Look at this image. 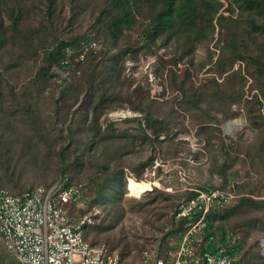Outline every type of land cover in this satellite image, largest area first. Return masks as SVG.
Instances as JSON below:
<instances>
[{
	"label": "rangeland",
	"instance_id": "rangeland-1",
	"mask_svg": "<svg viewBox=\"0 0 264 264\" xmlns=\"http://www.w3.org/2000/svg\"><path fill=\"white\" fill-rule=\"evenodd\" d=\"M220 1L226 7L225 1ZM98 3L95 1L94 6ZM43 6L40 0L26 2L28 11L20 21L21 30L33 29L47 43L51 41L50 35L61 39L72 32L90 31V10L70 25L67 4L57 7L51 21ZM1 17L6 39L0 48V68L6 66L0 77L1 187L17 192L37 185L49 186L59 180L63 171L85 188L87 202L72 211V216L88 219L87 241L104 245L129 264H137L144 250L162 251L179 241L171 217L186 190L212 186L233 191L237 197L264 201V148L260 147L264 141V108L258 111L257 105L253 106L255 125L249 120L250 106L246 103L257 95L264 107V82L256 81L255 67L249 61H231L228 54L224 57L225 73H218L214 62L222 58L220 47L227 40H218L217 29L212 39L197 44L188 57L179 61L175 78L168 65H157V57L167 63L170 50V55H180L179 45L170 43L153 54L144 49L134 60L127 54L118 81L109 88L112 99L96 109L102 113L94 125L92 109L98 105L95 96L86 99L88 92L83 89L75 100L73 95L65 98L62 90L76 83L81 85L83 72L93 63L110 59L116 62L127 45L141 44V25H147L148 18H140L134 29L124 32L109 50L103 39L98 40L93 48L108 53L95 54L93 62L86 59L82 70L52 67L48 74L41 75V53L33 56L25 48L26 42L12 35L6 11L2 10ZM39 24H43L44 31H40ZM253 34L256 41L248 44L246 54L264 61L258 45L264 44V40L256 32ZM113 55L115 58H110ZM157 67L161 76L154 75ZM184 72L189 76L183 94L176 90L174 81L184 80ZM145 79L148 96L147 91L136 95V86H144ZM212 79L218 86L209 83ZM193 89L197 108L185 101ZM216 91L226 93L218 96ZM235 92H240L242 99L238 104H230ZM139 98H148L153 119L164 120L165 132L158 141L150 129L145 130L146 138L135 122L124 123L126 119H142L143 114L133 110ZM28 103L31 109H26ZM233 120L245 123V128L226 133L224 125ZM109 122L114 128L107 126ZM224 162L228 168L222 173L220 166ZM128 178L157 181L159 185L135 197L127 191ZM100 188L102 196L98 197ZM216 226H222L242 244L238 259L243 264H264L263 206L236 207L225 218L218 219ZM0 255H9L17 264L2 243Z\"/></svg>",
	"mask_w": 264,
	"mask_h": 264
},
{
	"label": "trees",
	"instance_id": "trees-1",
	"mask_svg": "<svg viewBox=\"0 0 264 264\" xmlns=\"http://www.w3.org/2000/svg\"><path fill=\"white\" fill-rule=\"evenodd\" d=\"M27 1L28 0H0V48L6 44L1 17V12L4 10L9 16L10 28L13 31L12 35L22 38V40L26 42L25 48L30 50L33 56L41 53L43 63L39 67V74L41 75L48 74L52 67L58 70L71 67L81 68L82 70V65L86 59L87 62L90 60L93 62L95 58H97L95 54L105 55L108 53L107 50L116 45L124 32H129L134 29V26H136L140 18H148L147 25H141L142 27L144 26L140 33L142 39L141 44L138 43L135 46L127 45L120 51L116 62L110 59L106 63L103 61H99L97 65L93 63L91 67L83 72V78L80 82L81 85H77L76 83L73 87L64 88L62 90V95L65 98L73 95L75 100L83 89L88 92L86 99L91 98L92 95L95 96L98 105H95L92 109V123L94 125H97L98 119L102 113V111L97 112L96 109L112 99L109 95V88L114 82L118 81L123 71L125 56L127 54L130 55V59L134 60L141 50L145 49L150 54H153L156 52V49L167 47L170 43L176 44L177 46L179 45L178 48L182 49L180 55L176 56L174 53L170 55L172 52V50H170V59L167 63L163 61L162 57H157V65H161L162 67L168 65L169 73H172V77L175 78L177 77L176 66L179 61H182L184 57H188L197 44H202L207 42L208 39H212L216 29L219 31L217 32L219 34L218 40L220 41L221 38L227 40V43L223 44V47H220L222 58H218L214 62L218 73H225L226 67L224 57L228 54L227 57L231 58V61H249V63L255 67V74H257L256 81L264 82V61L253 57V55L246 54L248 44H254L256 41L253 34L254 32L257 33L256 36H260L264 40V0H224L226 7L220 0H100L99 3V0H40L44 5V13L50 21L52 20L53 14L58 11L57 7L63 4H67L69 8V19L67 23L70 25L76 22L75 20L80 15H84L88 10H90L92 16V21L89 26L90 31L83 33L72 32L61 39L54 35H50L51 41L49 43L39 39L38 37L40 36L35 35L33 29L21 30L20 21L23 19V16L26 15L25 11H28L26 7ZM95 1L98 3L96 7L94 6ZM39 25L40 31H44L43 24ZM101 39H103V44L107 46V50L104 53L90 48L92 43L96 44V42L98 43V40ZM158 43H161V45L158 46ZM258 45H260L261 51L264 53V44L259 43ZM86 46H88L89 49L83 56V59H80L79 56ZM110 58L115 57L113 55ZM5 67L6 66H4V68ZM4 68H0V77H2L1 71L4 70ZM158 69L159 67L155 69L154 75L161 76V70L159 71ZM184 73V80L174 81L176 90H180L183 94L185 92V79L189 76L188 72ZM144 83V86L141 83L136 86L134 91L136 95L139 92L147 91L146 95L148 96V89H144V87L148 85L147 79H145ZM209 83L218 86V83L213 79L209 81ZM108 84L110 86H108ZM194 93V89L190 90V93L185 96V101L187 105L197 108L198 99L195 97ZM211 93L214 94L215 92L211 91ZM216 93L218 96H223L226 92L216 91ZM145 99L139 98L138 102L133 107L134 111L143 114L142 119H126L124 123L135 122L144 137L147 136L145 130L150 129L155 139L160 138L161 134L165 132L164 120L152 118V114L149 111L150 103L148 102V98ZM241 99L242 94L240 92H235L234 95H232L230 104H238ZM246 103L250 106L248 108V113L250 115L249 120L252 124L257 125L255 119H253L254 111L252 108L254 105H257L259 111L260 108L263 109L264 107L257 95H252L251 99L246 101ZM31 107L30 103H28L26 109H31ZM212 121L216 120L212 119ZM107 126L109 128H114L112 122H109ZM166 135L170 137V133ZM156 141H158V139ZM260 147L263 150L264 141L260 144ZM220 167L223 173L228 168L227 162L222 163ZM103 168L108 170L106 166ZM224 175L227 177L226 173ZM64 179L68 184H77L75 181L66 177L63 171L59 180L55 182ZM107 181H109V179ZM226 183L228 182L224 180L223 184L226 185ZM34 187L17 192H10L0 186V188L7 190L11 194H18L22 191L31 190ZM82 188L83 200L84 204H86L87 198L85 195V188L84 186H82ZM212 190H214L212 186H203L186 190L181 195V200L175 204L171 217V222L174 224L173 230L176 235L179 236V239L191 225L198 221L200 216V212L196 211L176 219L175 216L178 213L179 206L194 199L198 192L209 193ZM118 193L120 192L118 191ZM101 194L102 189L100 188L97 194L98 197H101ZM171 197L176 199L178 196L171 195ZM246 204L261 205L264 207V201H256L251 197L241 196L237 197L233 203L220 209H211L205 215L203 220L205 225L197 229L194 234L195 241H198L202 251L215 252L218 249L224 248L233 258L232 264H243L242 261L238 259L242 244L237 241L236 236L229 234L222 226L215 227V222L218 219L225 218L227 212ZM74 211L77 210L73 209V212ZM74 219L77 220L78 218ZM83 237L87 240L85 237V228ZM168 248L169 247L166 246L162 251L158 248L154 251L158 255H163ZM0 262L3 264H14L9 255H0Z\"/></svg>",
	"mask_w": 264,
	"mask_h": 264
},
{
	"label": "built area",
	"instance_id": "built-area-1",
	"mask_svg": "<svg viewBox=\"0 0 264 264\" xmlns=\"http://www.w3.org/2000/svg\"><path fill=\"white\" fill-rule=\"evenodd\" d=\"M86 50L84 47L80 59ZM236 198L233 191L198 192L194 199L179 206L175 216L179 219L197 211L198 221L163 255L144 250L137 264H232L233 258L224 248L202 251L194 234L205 225L204 217L211 209H220ZM83 203L82 186L68 184L65 179L18 194L0 188V243L12 253L17 264H126L116 252L84 239L88 219L75 220L71 216L73 209H79Z\"/></svg>",
	"mask_w": 264,
	"mask_h": 264
},
{
	"label": "bare ground",
	"instance_id": "bare-ground-1",
	"mask_svg": "<svg viewBox=\"0 0 264 264\" xmlns=\"http://www.w3.org/2000/svg\"><path fill=\"white\" fill-rule=\"evenodd\" d=\"M245 123H241L240 121L233 120L224 125V130L226 133H230L234 130H240L245 128ZM157 181H149V180H136L133 178L127 179V191L130 195L135 197H140L142 194L149 192L153 189V187L158 186Z\"/></svg>",
	"mask_w": 264,
	"mask_h": 264
}]
</instances>
